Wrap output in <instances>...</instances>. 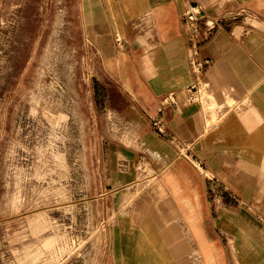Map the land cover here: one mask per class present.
<instances>
[{
	"label": "rangeland",
	"instance_id": "374dc122",
	"mask_svg": "<svg viewBox=\"0 0 264 264\" xmlns=\"http://www.w3.org/2000/svg\"><path fill=\"white\" fill-rule=\"evenodd\" d=\"M110 20L102 0H0V264L180 259L145 248L131 223L137 205L127 202L156 175L146 162L127 171L116 161L138 131L128 102L108 95ZM219 196L210 192L212 202ZM239 210L248 230L264 233L260 215L252 225L250 209ZM214 211L218 220L223 210ZM248 237L245 260L264 264V248ZM199 244L186 264H238L230 240L210 239L205 254Z\"/></svg>",
	"mask_w": 264,
	"mask_h": 264
},
{
	"label": "crops",
	"instance_id": "0c3cea01",
	"mask_svg": "<svg viewBox=\"0 0 264 264\" xmlns=\"http://www.w3.org/2000/svg\"><path fill=\"white\" fill-rule=\"evenodd\" d=\"M102 1L112 16L105 61L115 86L108 95L122 97L137 113V142L116 152V161L127 171L146 162L156 175L127 202L129 210L137 205L131 223L139 239L162 251L155 254L186 264L193 240L205 254L210 239L222 238L231 241L238 264H252L244 257L253 246L241 240L249 236L255 250L264 248V233L253 225L257 215L264 221L262 1ZM192 8L200 10L201 29L215 25L210 36H200L197 59L185 19ZM211 191L221 196L212 202ZM243 207L254 217L249 230L236 211ZM215 209L223 210L218 220Z\"/></svg>",
	"mask_w": 264,
	"mask_h": 264
},
{
	"label": "built area",
	"instance_id": "2783aa9c",
	"mask_svg": "<svg viewBox=\"0 0 264 264\" xmlns=\"http://www.w3.org/2000/svg\"><path fill=\"white\" fill-rule=\"evenodd\" d=\"M200 10L199 8H192L185 14V19L189 24V28H191V31H193L192 35V41L195 49V55L194 59L198 58V49H199V39L200 36H210L213 31L215 30V25L213 23H207L206 27L204 29H201L199 26L200 19L199 17ZM195 70L198 74L202 72V64L201 63H195Z\"/></svg>",
	"mask_w": 264,
	"mask_h": 264
}]
</instances>
